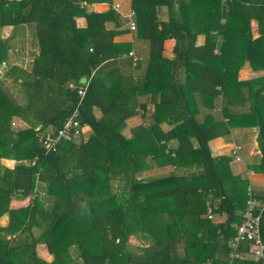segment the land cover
I'll return each instance as SVG.
<instances>
[{
  "label": "trees",
  "instance_id": "obj_1",
  "mask_svg": "<svg viewBox=\"0 0 264 264\" xmlns=\"http://www.w3.org/2000/svg\"><path fill=\"white\" fill-rule=\"evenodd\" d=\"M96 2L112 4L0 0V29L34 24L38 46L29 69L10 63L0 79V217L11 214L0 224V264H229L249 179L233 173L230 156H212L209 141L257 127L260 157L248 168L264 174V76L237 78L243 59L264 60V0H131L137 36L149 44L137 79L121 60L131 45L114 41L118 12L86 10ZM78 16L85 27L76 26ZM167 39L171 58L163 54ZM11 48L0 37V65ZM84 79L79 112L89 131L46 150L42 135L62 127ZM139 109L152 122L127 137L126 120ZM167 165L168 174L141 176ZM14 198L29 202L9 210ZM260 232L264 241V208ZM238 251L231 264H261L247 257L246 242Z\"/></svg>",
  "mask_w": 264,
  "mask_h": 264
},
{
  "label": "crops",
  "instance_id": "obj_2",
  "mask_svg": "<svg viewBox=\"0 0 264 264\" xmlns=\"http://www.w3.org/2000/svg\"><path fill=\"white\" fill-rule=\"evenodd\" d=\"M115 4H119V10L117 11L120 16L121 21V32L114 37L115 42L130 44L131 48L129 52H132L133 55H129V52L122 56L121 60L123 61V68L126 73L131 74L134 78H140L146 67V61L149 53V44L145 39H141L137 36L136 30H130L128 23L126 22V17L124 16L131 7V0H112V4L106 2H96L91 4H85L87 11H97L102 12L106 11L109 8L113 7ZM158 17L160 20H167V9L166 7H160L158 9ZM76 26L83 28L86 26V18L84 16H78L75 18ZM225 19L222 18L220 23H224ZM136 24V22H135ZM112 23H108L107 27H112ZM7 33L2 36L3 31ZM212 34H216L214 31ZM250 37L255 39L259 36L258 22L255 19L250 21ZM0 37L7 39L12 46L10 50V58L8 62H3L2 64L9 67L10 63H18L16 60H19L20 65L24 68L29 69L32 62V57L35 52H38L37 39L35 36V25H26L14 28V26L7 25L0 30ZM222 41L221 36H218V46L215 48L214 53H219V45ZM205 42V35L199 34L196 37V45H202ZM174 40L167 39L164 42L165 49L163 54L166 57L171 58L173 56ZM7 67V69H8ZM256 68V69H254ZM7 71V70H6ZM264 76V60H259L251 63L248 59H243L239 71H238V80H249L254 77ZM84 81L87 82V79ZM80 99V98H79ZM139 100H145V97L139 96ZM79 101V100H78ZM96 113L99 114V111L96 110ZM213 114L216 118H221L219 110L216 108L213 111ZM142 114L141 110L132 117L126 120V126L123 130L125 136L129 137L134 128L137 125L149 126L151 124L150 114ZM21 126H24L23 122L19 121ZM163 130L169 128L168 125H161ZM89 131L86 130V133ZM85 133V134H86ZM258 133L257 127H234L230 129V133L224 137H216L209 141V147L212 156L227 155L231 157L230 166L234 174L246 176L249 179V187L256 194L257 198L264 196V174L253 172L248 168V165L256 162L260 157V151L258 149L256 136ZM170 146L173 148L176 146V140L170 141ZM238 147L237 154L239 159L236 160L232 153L234 147ZM14 161V160H10ZM174 168L171 165L157 167L152 170L144 171L141 176L147 177L150 175H156L159 172L173 171ZM223 217V215H221ZM221 217V218H222ZM247 257L251 256L247 254Z\"/></svg>",
  "mask_w": 264,
  "mask_h": 264
},
{
  "label": "built area",
  "instance_id": "obj_3",
  "mask_svg": "<svg viewBox=\"0 0 264 264\" xmlns=\"http://www.w3.org/2000/svg\"><path fill=\"white\" fill-rule=\"evenodd\" d=\"M223 2L227 0H222ZM115 11L119 10V4H115L112 7ZM126 22L130 30H136L135 24V11L130 9L125 15ZM129 55H133L129 52ZM88 81V80H87ZM87 82L77 87V94L79 96V101L76 108L71 113L70 116L64 121L61 128H59L56 134L53 136L51 133L46 132L42 135V143L46 150L56 149L59 142L63 140H77L81 135L86 133L89 126L81 123L79 105L84 96ZM238 147L233 149V157L238 160L239 156L237 154ZM34 164V161L32 162ZM264 208V202H260L250 187H248V199L246 201V207L242 213V220L236 227V234L230 242V252H229V264L232 260L240 255L238 251L240 243L246 242V252L251 257L259 260L261 264H264V241L261 237L260 232V218L261 212ZM258 211V212H256ZM207 217L212 218V209L207 206Z\"/></svg>",
  "mask_w": 264,
  "mask_h": 264
},
{
  "label": "rangeland",
  "instance_id": "obj_4",
  "mask_svg": "<svg viewBox=\"0 0 264 264\" xmlns=\"http://www.w3.org/2000/svg\"><path fill=\"white\" fill-rule=\"evenodd\" d=\"M6 33L7 32L4 30L3 33H2V36L5 35ZM16 62L19 63V60H16ZM7 67H8V64L7 65H5V64H1L0 65V79H2L4 77V74H5L6 70H7ZM15 127H18V128L22 127L21 123H17L16 122L15 123ZM2 163L11 167V166H13L14 161H10L9 159H3ZM168 173H169V171H165V172L161 171L159 173H156V175H164V174H168ZM40 192H42L41 194H43V191H40ZM28 202L29 201L27 199H15L14 198L9 203V210H15V209H18V208H22L23 206H26L28 204ZM10 216H11L10 212L4 213L0 217V224L1 225H9L10 221H11V217ZM10 237H11V235H7L5 238H2V240L8 241ZM144 245H145V243H144ZM47 259L50 260V257H47ZM75 264H81V262L79 260H77Z\"/></svg>",
  "mask_w": 264,
  "mask_h": 264
}]
</instances>
